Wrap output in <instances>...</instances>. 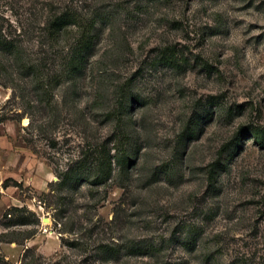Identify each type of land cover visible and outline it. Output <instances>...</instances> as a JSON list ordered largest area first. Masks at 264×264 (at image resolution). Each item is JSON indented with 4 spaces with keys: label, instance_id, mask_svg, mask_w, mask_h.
<instances>
[{
    "label": "rangeland",
    "instance_id": "1",
    "mask_svg": "<svg viewBox=\"0 0 264 264\" xmlns=\"http://www.w3.org/2000/svg\"><path fill=\"white\" fill-rule=\"evenodd\" d=\"M256 130L264 0H0V264H264Z\"/></svg>",
    "mask_w": 264,
    "mask_h": 264
},
{
    "label": "trees",
    "instance_id": "2",
    "mask_svg": "<svg viewBox=\"0 0 264 264\" xmlns=\"http://www.w3.org/2000/svg\"><path fill=\"white\" fill-rule=\"evenodd\" d=\"M263 135L264 130H256L253 134V137L258 141L260 144L263 142Z\"/></svg>",
    "mask_w": 264,
    "mask_h": 264
},
{
    "label": "bare ground",
    "instance_id": "3",
    "mask_svg": "<svg viewBox=\"0 0 264 264\" xmlns=\"http://www.w3.org/2000/svg\"><path fill=\"white\" fill-rule=\"evenodd\" d=\"M48 221H49V219H46V220H45V222H48Z\"/></svg>",
    "mask_w": 264,
    "mask_h": 264
},
{
    "label": "water",
    "instance_id": "4",
    "mask_svg": "<svg viewBox=\"0 0 264 264\" xmlns=\"http://www.w3.org/2000/svg\"><path fill=\"white\" fill-rule=\"evenodd\" d=\"M44 220H46V219H44Z\"/></svg>",
    "mask_w": 264,
    "mask_h": 264
}]
</instances>
